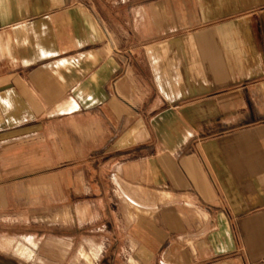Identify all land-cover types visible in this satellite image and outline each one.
<instances>
[{"label":"crops","instance_id":"1","mask_svg":"<svg viewBox=\"0 0 264 264\" xmlns=\"http://www.w3.org/2000/svg\"><path fill=\"white\" fill-rule=\"evenodd\" d=\"M0 242L264 264V0H0Z\"/></svg>","mask_w":264,"mask_h":264},{"label":"rangeland","instance_id":"2","mask_svg":"<svg viewBox=\"0 0 264 264\" xmlns=\"http://www.w3.org/2000/svg\"><path fill=\"white\" fill-rule=\"evenodd\" d=\"M53 217V216H51ZM33 229L35 230L36 234H37V239L39 238H42V233L45 232V234H47L49 231L52 233V235H56L58 234V232H62V230L64 231V227H59L58 225V222H54V221H51V222H42V223H35L33 225ZM68 232L72 231L71 228H69V226L67 227L66 229ZM40 248H39V251H38V254L37 256L38 257H42L43 254H44V250L42 245H43V242H41L40 244ZM0 251H3L4 252V255L7 254V255H11L14 254L12 252V248H11V245L7 244V243H1L0 242ZM53 251V250H51ZM51 259H52V263L53 262H57L58 261V253L56 254H51ZM66 261H70L71 263L74 262V257H73V254L71 255H67V260ZM88 261V264H90L89 262L90 261V258L87 259ZM20 264H31V263H25L24 260H19ZM34 264H38V263H34Z\"/></svg>","mask_w":264,"mask_h":264}]
</instances>
